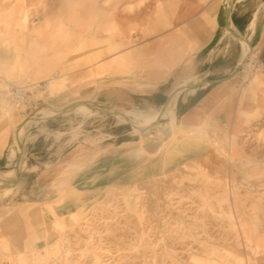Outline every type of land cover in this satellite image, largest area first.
I'll return each mask as SVG.
<instances>
[{"label": "rangeland", "instance_id": "374dc122", "mask_svg": "<svg viewBox=\"0 0 264 264\" xmlns=\"http://www.w3.org/2000/svg\"><path fill=\"white\" fill-rule=\"evenodd\" d=\"M87 1L0 0V130H13L6 158L25 129L18 182L0 186V264H264V110L242 111L245 127L213 116L193 125L182 122L177 107L188 90L175 115L164 114L163 103H107L97 91H81L64 76L65 58L78 56L81 45L71 50L64 41L86 31ZM114 1L121 16L141 12L131 27L137 38L146 8L159 16L182 0ZM194 1L203 9L233 10L237 3ZM14 10H28V25L11 20ZM70 27L73 36L65 33ZM239 46L225 76L236 98L264 74L255 45L245 38ZM207 53L186 64L190 76L178 73L162 89L214 78ZM14 86L25 88L27 101H13ZM83 100L123 118L77 104L66 109ZM45 106L66 112L52 131L40 123L54 117L41 111ZM154 111L163 115L137 114ZM33 142L42 165L29 171L25 152ZM4 162L0 176L9 180L16 160Z\"/></svg>", "mask_w": 264, "mask_h": 264}, {"label": "crops", "instance_id": "0c3cea01", "mask_svg": "<svg viewBox=\"0 0 264 264\" xmlns=\"http://www.w3.org/2000/svg\"><path fill=\"white\" fill-rule=\"evenodd\" d=\"M87 2V8L91 11L84 16L87 22L86 31L83 26L80 36L76 33L75 38L68 37L64 41L65 45H70L71 50L81 45L78 56L66 57L64 60L67 71L65 78L70 79L71 84H79L81 91H97L107 103L117 101L126 104L128 101L139 100L158 106L166 101L172 89L162 88L171 83L178 73L182 76L186 72L183 78L190 76V72L184 67L191 61L198 64L200 54L206 50L207 55L213 57L207 70L214 78L204 80H222L219 83L206 82L187 89V93L179 97L176 104L182 122L198 125L205 117L213 116L224 123L230 120L233 126L245 127L247 122L241 116L242 111L264 110V88L256 93L250 88L246 96L240 95L236 98L229 80L225 77L237 64L241 40L227 30V9L221 4L212 9H203L194 0H182L172 6L163 5L164 10L159 16H154L152 10L146 8L144 27L139 37L134 38L131 27L137 20H142L138 19L141 12L129 13L126 18L121 16L120 11H115L114 0ZM263 4V0H237L229 16V24L235 32L255 45L264 63ZM21 21V16H18L17 23ZM44 24L49 23L45 21ZM71 27L69 32H65L66 35L75 34ZM76 64L78 65L74 67ZM60 117L40 123L46 125V130L52 131L57 121L61 120ZM32 128L29 130H33ZM45 133L51 137L49 132ZM12 136V129L0 130L1 168L8 166L2 164L9 161L6 155ZM42 136L43 134L37 135L39 142ZM41 153L43 151L39 149V144L35 145L33 142L27 145V170L33 171L32 168L42 165L35 160V155Z\"/></svg>", "mask_w": 264, "mask_h": 264}, {"label": "bare ground", "instance_id": "6f19581e", "mask_svg": "<svg viewBox=\"0 0 264 264\" xmlns=\"http://www.w3.org/2000/svg\"><path fill=\"white\" fill-rule=\"evenodd\" d=\"M17 1V0H16ZM17 15H16V12H15V10H14V13H13V15H12V18H11V20L14 22V23H17ZM21 18H22V21H21V23L22 24H28V21H29V12H28V10H25L24 12H23V15H21ZM224 22V21H223ZM25 25V26H26ZM252 26H254V24L252 25ZM28 27V26H27ZM29 28V27H28ZM232 28V27H231ZM249 50H248V48H246V49H244V52H243V56H242V59H241V62H243L244 60H245V58H248V54H249ZM247 70H248V68H247ZM229 79V78H228ZM245 79V78H244ZM249 79V78H248ZM187 83H188V81H185L183 84H181V85H178V86H176V87H174L172 90H171V92H170V96H169V99H168V102L166 103V105H165V107H164V114H171V115H175V112H174V109H175V105H176V103H177V100H178V97H179V95L184 91V90H187V88H188V85H187ZM250 88H251V90L254 92V93H256L257 91H262V89L264 88V76L263 75H257V76H255L252 80H251V84H250ZM191 93L193 92L192 90L190 91ZM92 108H102V109H104V106L103 105H101V104H98V103H96L95 101H87V100H83V101H81V102H79V103H77V107H76V109H78V110H90V109H92ZM105 110H107L106 108H105ZM41 111L44 113V114H47V115H53V116H57V115H59V114H65L66 112H58L57 110H56V108H53V107H50V106H45V107H43L42 109H41ZM108 111V110H107ZM109 112L111 113V114H113L115 117H118V118H123V116L122 115H120V114H115L114 112H111L110 110H109ZM139 116H141V117H144V118H149V117H154V116H162L163 115V113L162 112H159V111H154V113L153 114H148V113H145V112H138L137 113ZM34 116V115H33ZM32 115H30L28 118H27V121L28 122H30V120H31V118L33 117ZM187 119V118H186ZM188 121V120H187ZM26 124H28V123H26ZM175 125V124H174ZM172 127V126H171ZM177 127H178V125H177ZM176 127V128H177ZM181 128L183 129V130H185L186 132H190V130H193V131H196V129H197V127H193L192 129L190 128V129H187L186 130V126L184 127V125L183 126H181ZM172 129V128H171ZM176 129H172V131H175ZM181 130V129H180ZM203 131H206V130H204L203 129ZM24 132H25V129H23V130H20L19 132H18V134L15 136V138H14V144H15V146L17 147V148H14V149H12L11 151H10V155H9V159L10 160H16L17 159V157H18V154L21 152V154H22V149H21V147H20V144H23V142H24ZM169 132H170V130H169ZM209 133H210V130H209ZM172 137V136H171ZM176 137V136H175ZM171 139V138H170ZM172 139H174V137L172 138ZM167 145V144H166ZM167 147V146H166ZM180 150V149H179ZM190 154V153H189ZM154 156V155H153ZM171 157V156H170ZM16 172H13V174L10 176L11 178L9 179V180H13L14 178H15V176H16ZM8 180V178H6L5 176H0V186H2V185H4L5 183V181H9ZM98 184H100V183H98ZM10 185H12V184H10ZM10 185H6V186H10ZM3 187H5V186H3ZM100 189V188H99ZM99 193V192H98ZM76 232V231H75ZM46 241V240H45ZM34 246V245H33ZM58 248V247H57ZM59 248H61V247H59ZM38 250V249H37ZM34 254V253H33ZM62 257V256H61ZM60 257V258H61ZM59 260V259H58ZM45 261V260H44Z\"/></svg>", "mask_w": 264, "mask_h": 264}, {"label": "water", "instance_id": "95a60500", "mask_svg": "<svg viewBox=\"0 0 264 264\" xmlns=\"http://www.w3.org/2000/svg\"><path fill=\"white\" fill-rule=\"evenodd\" d=\"M232 7H233V4H231L230 8H228L227 11H226V28H227V30H228L233 36H235L236 38H239L240 40L245 39V38L242 37L240 34L236 33V32L231 28V26H230V24H229V16H230V14H231V12H232ZM221 80H222V79H215V80H204V79H201L199 82H196L195 84L189 85L187 89H190V88L196 87V86H198V85H200V84H203V83H206V82L209 83V84L219 83ZM168 99H169V97H167V99H166V101L163 103L162 107H164V106L166 105V103L168 102ZM76 104H77V103H73V104H71L70 106L66 107V109H68V108H70V107H74V106H76ZM99 111L102 112V113H104V114L111 115L110 113L106 112V111H105L104 109H102V108H99ZM119 113H120V112L115 111V114H119ZM60 116H61V114H59V115H57V116H54V117H50V118H48V119H55V118H58V117H60ZM111 116H112V115H111ZM160 119H161V118H159V120H160ZM128 123H129L130 125L134 126V124H133L132 122H130L129 120H128ZM20 147H21V149H22V151H23V149H24V145L20 144ZM21 159H22V154H21V152H20V153L18 154V157H17L16 162H15V169H16V173H17V175H19V173H20V163H21ZM17 182H18L17 179H16V180L13 179V180L5 181V182H4L5 184L2 185L1 187L6 186V185H10V184H14V183L16 184Z\"/></svg>", "mask_w": 264, "mask_h": 264}, {"label": "built area", "instance_id": "2783aa9c", "mask_svg": "<svg viewBox=\"0 0 264 264\" xmlns=\"http://www.w3.org/2000/svg\"><path fill=\"white\" fill-rule=\"evenodd\" d=\"M11 95L13 96V101L18 103L27 101L25 88H22L21 86H14V91Z\"/></svg>", "mask_w": 264, "mask_h": 264}]
</instances>
